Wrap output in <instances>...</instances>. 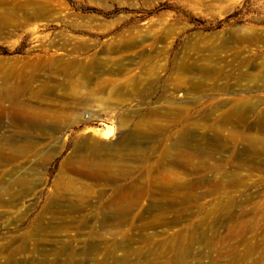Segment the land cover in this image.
I'll list each match as a JSON object with an SVG mask.
<instances>
[{"label":"rangeland","instance_id":"1","mask_svg":"<svg viewBox=\"0 0 264 264\" xmlns=\"http://www.w3.org/2000/svg\"><path fill=\"white\" fill-rule=\"evenodd\" d=\"M263 81L264 0H0V264H264Z\"/></svg>","mask_w":264,"mask_h":264},{"label":"bare ground","instance_id":"2","mask_svg":"<svg viewBox=\"0 0 264 264\" xmlns=\"http://www.w3.org/2000/svg\"><path fill=\"white\" fill-rule=\"evenodd\" d=\"M180 69L183 70V67H180ZM207 80H210L211 83L216 84V82H214L215 78H213V77L210 78V77L206 76V77H204V79L198 78L197 81H196L195 86L193 87V91L192 92H194L195 94H199L201 92V89H203V86H204V83H205L203 81H207ZM10 81H11V78H9L8 80L4 81L3 89H4V94H5L6 98H11L12 99L13 95L15 94V92L17 90V87L11 86L10 85ZM244 89H245V87H244ZM172 101H173V99L170 100L169 102L172 103ZM225 106L226 105H220L219 108H224ZM227 106H229V105H227ZM253 112H254V107L252 105V102H248L244 97H242L240 100H238L235 103V107L232 109V111L227 113L226 116L224 115V117L221 120V127L215 128L214 126H212V127L209 128L210 130L215 132V134H214L215 136H214V138L212 140H210V143L206 142V139H203V138H201V141H199L200 144H196V146H194L195 141H192L191 143H189V141L194 140V138H195V135L193 133H191V132L192 131H196L195 128L193 130H190V128H189V129L181 130L180 133L178 134V137L175 140V142L172 143L169 148H165L163 150L164 151L163 154L173 153V152L178 150V147H187V148L197 149V150H200V151L201 150L203 151L205 149H209V150H211L212 153H214V152H216L218 150L220 151L222 149V145L224 143H226L227 141H235L237 139V136L234 133L229 134L228 138L224 139L219 134V133L222 132L223 128L225 126H227V125H232L233 126L236 123V121L243 122L245 117L248 116L249 114L253 113ZM262 117H264V113L262 114ZM24 118L27 119L28 121H30L32 119V115L26 113ZM39 118L41 119L40 116L37 117V119H39ZM198 129H200V130L202 129V130L205 131L208 128L206 126H202V127L198 128ZM153 130H160V129H157L156 127H154ZM115 132H116V130L113 127H110V128H108V132H107L106 135H107V137L108 136L113 137L115 135ZM7 144H8V140L7 139H2V145L4 146V145H7ZM81 147L83 148V151L86 153V155L90 156V158L87 160L86 163H90L91 160L94 159V157L96 158L98 156L99 152L102 149H106L107 154H109V152H111V151L116 153L119 150H121V151L122 150L130 151L131 150V148L129 146H127V145H122V144L118 145V144H114V143L90 141V139L89 140L88 139L84 140L82 142V144H81ZM1 150H2V148H0V156L1 155L4 156L5 154ZM12 159H13L12 155H7L6 157L0 158L1 161H8V160L12 161ZM175 164H176L175 162L169 163V165H175ZM101 165H103V164H101ZM189 165L190 164L187 163V166H189ZM163 166H167V165L164 162L161 161L159 163L158 167H160V170H161V168ZM10 174H11V176L9 177L10 178L9 181H6L5 178L0 179V194H3V195H7L8 194L9 195V190L12 189L11 187H24V186H26L29 183L31 185V182L28 180L31 174L27 175L23 179H22V177H18L16 175L17 173H15V172L10 173ZM97 174H99V173H97ZM8 175L9 174H7L6 176H8ZM93 175H95V174H93ZM16 176L18 178H16ZM229 176L232 177L231 174ZM235 176H237L236 173H235V175L233 177H235ZM141 186H142V183L140 181V182H137V184L132 185L127 190L134 189L135 193L138 192V193H136V195L141 198V197H143V193H141ZM126 196H128V194H126L124 192H120L117 195L118 198L126 197ZM1 207H2V204H0V208ZM41 223H44L43 220L41 221ZM177 223H179L177 220L173 221V224H177ZM40 228H42V227H40ZM44 228H45L44 230L47 231V230H49L50 227H44ZM94 250H98L97 247H95ZM186 254H189V253H186Z\"/></svg>","mask_w":264,"mask_h":264}]
</instances>
